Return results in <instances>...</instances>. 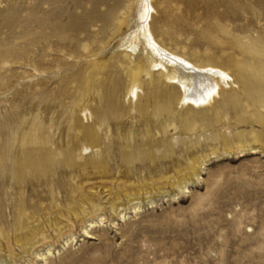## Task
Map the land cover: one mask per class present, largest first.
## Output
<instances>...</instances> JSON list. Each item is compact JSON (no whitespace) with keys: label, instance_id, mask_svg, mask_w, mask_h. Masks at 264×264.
<instances>
[{"label":"rangeland","instance_id":"374dc122","mask_svg":"<svg viewBox=\"0 0 264 264\" xmlns=\"http://www.w3.org/2000/svg\"><path fill=\"white\" fill-rule=\"evenodd\" d=\"M128 1L131 2L122 0L118 17L129 14ZM212 1L158 3L156 9L169 11V17L165 14L159 23L172 34V40L166 37L164 43L172 49L176 42H181L200 53L217 52V60L220 55L226 56L230 51L228 45L222 48L217 44L216 48L204 43L201 37L207 31L206 23L212 21V14L204 6ZM83 3L87 9L75 7L70 0H0V139L8 135V126L17 118L15 115L26 111L40 112L47 122L53 118L57 125L55 139H65L59 103L67 102V95L79 90L75 77L80 67H85L91 48L99 43L94 45L91 38L88 40L89 32L78 33L70 25L64 29V25L93 18L116 1L108 0L107 5L97 6V15L89 13L88 0ZM61 8H64L62 15ZM217 18L234 35L264 37V0H217ZM116 22L114 19L113 25ZM101 24L98 21L91 29L98 31ZM61 35H67V43L61 42ZM217 36L222 34L217 31ZM76 38L81 39L79 43ZM197 40L203 44H194ZM87 42L90 46L84 49L82 43ZM121 75L124 79L126 72ZM125 83L123 80L122 92ZM261 111L264 112V107ZM221 124L219 129L226 135L227 143L216 138L211 127L198 126L189 133L197 140L189 151L177 147L172 156L154 162L138 160L129 171L115 151L107 157L110 167L107 177L91 173L85 179L86 184L95 187L102 182L106 184L105 189L101 185L94 187L93 193L94 199L105 208L103 222L89 227L86 235L73 215L70 221L62 217L61 225L72 226L74 234L66 244V235L59 237L52 230V218L50 223L44 220L51 243L47 259L32 262L14 242L15 253L23 264H264V125L237 123L232 111ZM240 131L256 134L251 143L257 152L238 151L236 135ZM177 132L171 128L169 134L178 139ZM212 150L216 153L211 154ZM203 154L208 157L198 177L191 176L182 191L176 177L191 158ZM63 174L61 171V179ZM141 185L144 188L135 187ZM132 190L136 191L135 200L141 206L137 211L132 210L127 200V193ZM37 192L39 195L28 185V200L36 203L41 213L49 206L50 196L40 194L41 188ZM57 193L61 205L66 206V188L62 186ZM113 200L124 207V217L113 211ZM3 202L5 219L11 222L9 193ZM2 247L0 264H14L5 243ZM40 247L46 252V244Z\"/></svg>","mask_w":264,"mask_h":264},{"label":"bare ground","instance_id":"6f19581e","mask_svg":"<svg viewBox=\"0 0 264 264\" xmlns=\"http://www.w3.org/2000/svg\"><path fill=\"white\" fill-rule=\"evenodd\" d=\"M70 1L75 7L87 9L84 0ZM88 1L89 13L93 11L96 15L97 6L108 2ZM114 1L115 5H109L93 18L64 25V29L70 25L78 33L89 32L88 40L91 38L94 45L99 43L84 57L86 65L80 67L75 77L79 90L67 95V102L59 103L65 139H55L53 118L47 122L40 112L34 111L15 115L17 118L8 126V135L0 139V253L5 243L14 264H23L15 253L14 242L32 262L47 259L51 243L43 225L45 221L53 220L52 230L59 237L66 235V244L74 234L72 226L61 225L62 217L70 221L73 215L86 235H89V227L103 222L105 208L93 197L95 186L86 184L85 179L91 173L107 177L110 173L107 157L115 151L129 171L138 160L154 162L172 156L177 147L189 151L197 141L189 133L198 126L211 127L212 134L227 143L219 126L229 118L231 111L237 123L264 125L261 111L264 107V37L232 34L220 17L217 18V0H213L204 6L212 14V21L206 23L207 31L201 37L210 46L230 47L226 56L220 55L217 60V52L200 53L181 42H176L172 49L164 43L166 37L172 40V34L159 23L165 14L169 17V11L156 9V6L165 0L128 1L130 9L124 8L130 10H125L129 14L122 18L117 13L122 0ZM63 12L61 8V15ZM114 19L117 24L113 25ZM98 21L102 24L98 31H93L91 27ZM217 31L222 36L218 37ZM67 39V35H61V42ZM76 40L79 43L81 39ZM194 44L203 43L197 40ZM89 46L88 42L82 43L84 49ZM125 72L123 79L121 74ZM123 80L126 83L122 92ZM171 128L178 131V139L169 134ZM255 137L253 132H238V151L257 152L251 143ZM207 157L208 154L194 156L182 172L179 170L181 173L177 174L175 182L182 191L191 176L198 177ZM29 184L37 195L41 188L40 194L50 196V204L43 208V214L39 213L36 203L28 200ZM99 185L106 188L105 182L96 187ZM62 186L67 190L66 206L61 205L57 193ZM85 186H89V191ZM123 190L126 192L127 188ZM8 193L11 222L5 219L2 205ZM136 198V191L127 193L133 211L141 207ZM113 211L124 217L120 201L113 200ZM41 244L47 245L46 252L42 251Z\"/></svg>","mask_w":264,"mask_h":264}]
</instances>
